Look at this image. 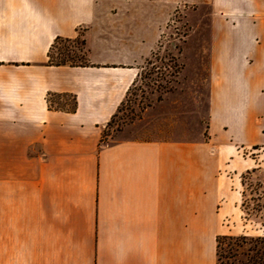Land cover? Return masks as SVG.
I'll return each mask as SVG.
<instances>
[{"label":"crops","instance_id":"1","mask_svg":"<svg viewBox=\"0 0 264 264\" xmlns=\"http://www.w3.org/2000/svg\"><path fill=\"white\" fill-rule=\"evenodd\" d=\"M186 3L215 13L212 47L196 53L207 139L104 143ZM111 12L120 43L95 51ZM80 31L85 65L48 62L56 37ZM253 146L260 157L244 153ZM261 165L264 0H0V264H216L214 234L240 211V175Z\"/></svg>","mask_w":264,"mask_h":264},{"label":"rangeland","instance_id":"2","mask_svg":"<svg viewBox=\"0 0 264 264\" xmlns=\"http://www.w3.org/2000/svg\"><path fill=\"white\" fill-rule=\"evenodd\" d=\"M100 12L104 13L105 10L101 9ZM104 14L101 15L104 23L98 20L104 26L103 31L93 33L95 51H99L100 46L114 49L120 43L118 16L111 12L105 18ZM214 16L213 9L207 3H186L173 10L127 96L104 126L101 136L104 143L128 138L207 139L206 73H200L196 53L203 51L206 54L212 47L211 22ZM148 26L146 28L153 32L152 25ZM148 43L146 41L145 45ZM48 59L53 62L86 64V45L82 31L71 40L57 42ZM168 96L174 103L164 106L160 111L158 101ZM244 153L258 158L262 152L259 148H249ZM240 177V204L245 199V208H240L239 212L222 220L219 232L214 234L215 239L225 234H246L252 237L264 235V208L260 207L264 201L263 198L257 201L258 195L264 192V165L243 171ZM244 212L249 213L247 219L242 218ZM201 237L205 240L208 234L202 233ZM225 242L220 244L217 264H240L239 260L245 261L246 257L255 254L251 250L254 244H227L229 240ZM260 247L261 252H264V247ZM260 262L264 264V255H261Z\"/></svg>","mask_w":264,"mask_h":264},{"label":"trees","instance_id":"3","mask_svg":"<svg viewBox=\"0 0 264 264\" xmlns=\"http://www.w3.org/2000/svg\"><path fill=\"white\" fill-rule=\"evenodd\" d=\"M72 38H60V37H56L54 39V42L52 43L51 47H50V51L48 53V58L50 57V52L52 50V48L54 47V45L61 41V40H71ZM82 45H84V41H81ZM48 62L50 63H54V64H69V65H85V63H67L64 61H57V62H53L50 61L48 59ZM113 117V116H112ZM252 148L257 149V146H253ZM243 178L244 176H242V185L244 184L243 182ZM243 194V193H242ZM260 198H263L264 201V192L260 193L257 197V201H260ZM260 205H258L259 207ZM261 208H264V204L260 206ZM240 208L243 210L245 208V199H242L241 204H240ZM258 211L260 209H257ZM247 215H249V213L244 212V216H242V218L247 219ZM256 215V214H254ZM226 240H229V242L227 244H254V246L252 247V251H254V255L248 256L246 257L245 261L239 260L240 264H261L260 260H261V255H264V252H261L260 250V246L262 245L264 247V235H257L255 237L252 236H247L246 234H240L237 236H232V235H218L216 237V254H217V260H219L220 254H219V250H220V244H225ZM217 264V262H216Z\"/></svg>","mask_w":264,"mask_h":264}]
</instances>
